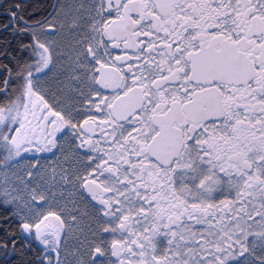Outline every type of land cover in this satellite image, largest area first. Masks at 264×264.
<instances>
[{"label":"snow or ice","instance_id":"snow-or-ice-1","mask_svg":"<svg viewBox=\"0 0 264 264\" xmlns=\"http://www.w3.org/2000/svg\"><path fill=\"white\" fill-rule=\"evenodd\" d=\"M0 264H264V0H0Z\"/></svg>","mask_w":264,"mask_h":264}]
</instances>
